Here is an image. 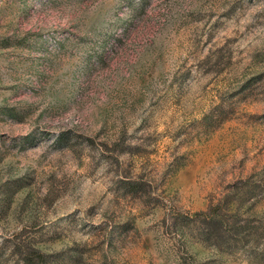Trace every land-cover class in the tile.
Wrapping results in <instances>:
<instances>
[{
  "label": "rangeland",
  "instance_id": "374dc122",
  "mask_svg": "<svg viewBox=\"0 0 264 264\" xmlns=\"http://www.w3.org/2000/svg\"><path fill=\"white\" fill-rule=\"evenodd\" d=\"M243 182L264 225V0H0V264H264L186 224Z\"/></svg>",
  "mask_w": 264,
  "mask_h": 264
},
{
  "label": "trees",
  "instance_id": "16d2710c",
  "mask_svg": "<svg viewBox=\"0 0 264 264\" xmlns=\"http://www.w3.org/2000/svg\"><path fill=\"white\" fill-rule=\"evenodd\" d=\"M128 185L127 189L130 191L141 189L130 186L131 182H128ZM255 191V188L248 182L234 185L230 193L221 200L220 204L222 203L223 207L220 204L211 205L206 211L188 219L186 224L195 227L193 231L201 241L223 249L227 253H233L239 245L262 237L264 225L261 222L263 220L251 222L242 215L241 211L245 198H252L256 195Z\"/></svg>",
  "mask_w": 264,
  "mask_h": 264
}]
</instances>
